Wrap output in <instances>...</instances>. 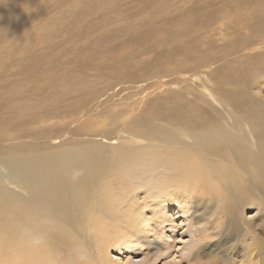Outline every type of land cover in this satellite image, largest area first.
<instances>
[{
  "label": "bare ground",
  "instance_id": "bare-ground-1",
  "mask_svg": "<svg viewBox=\"0 0 264 264\" xmlns=\"http://www.w3.org/2000/svg\"><path fill=\"white\" fill-rule=\"evenodd\" d=\"M97 1L84 0L83 5L93 8ZM253 1L235 4L234 13L247 11L234 21L240 29L225 32L228 19H218L212 35L199 32L194 39L190 34L156 43L161 44L155 45L160 60L168 63L196 48L219 46L221 51L213 53L218 61L261 44L264 4L256 2L253 10ZM219 9L210 20H199V28H207ZM8 35L0 30V41ZM213 74L211 92L222 99L220 109L197 87L192 98L155 96L128 117L108 108L98 114V123L94 117L88 120L94 132L103 133L60 141L50 139L62 119L124 89L108 92L104 84H86L82 95L67 92L46 103L40 92L33 93L35 84L17 83L11 89L0 83V264H94L93 252L104 253L116 244L127 249L148 236L152 229L145 213L150 207L166 209L178 220L189 213L198 243L217 236L221 246L234 233L243 248L237 264H258L252 261L255 256L264 264V237H257L242 215L245 208H254V215L261 216L257 226L264 230V96L250 92L253 76L241 74L233 63ZM118 79L128 76L123 72ZM20 100H35L41 107L29 110ZM37 238L41 243H33Z\"/></svg>",
  "mask_w": 264,
  "mask_h": 264
},
{
  "label": "rangeland",
  "instance_id": "rangeland-1",
  "mask_svg": "<svg viewBox=\"0 0 264 264\" xmlns=\"http://www.w3.org/2000/svg\"><path fill=\"white\" fill-rule=\"evenodd\" d=\"M83 1L0 0V30L10 33V39L0 41V67L4 64V69L0 70V83L6 82L1 87L14 89L17 83L35 84L33 93L36 95L40 92L42 101L46 103L52 97L67 92L78 91V95H82L81 89L86 84L96 88L104 84L110 87L108 92L119 87L124 89L109 101L97 103L93 100L79 107L67 121L61 120V129L56 130L50 140L94 139L96 134L103 133L94 132L93 129V123H98L97 116L102 111L115 107L123 110V115L128 117L145 108V103L155 96L162 95L161 98H165L169 94L181 93L184 97L192 98L197 87L212 99V106L220 109L222 99L217 97V93L211 92V85L216 79L213 73L227 62L233 63L241 74L249 71L254 82L250 92L264 96V42L256 47L255 44L249 45L218 61H213V53L221 51L219 46L196 48L194 52L168 63L160 60V49L156 48L161 46L156 43L172 41L176 37L182 39L193 34L194 39L199 32L212 35L218 19H228L229 25L225 32L240 29L241 26L235 25L234 21L247 11L238 9L241 13H234L235 4L244 7L243 3L252 0H98L93 8H86ZM256 2L264 4V0H254L251 9H255ZM217 5L222 10H218L216 19L213 18L207 28H199L197 22L201 19L210 20ZM81 8L83 10L79 13ZM133 36L140 38L141 42L135 43ZM184 62L191 65L181 66ZM96 68L104 73L102 77L96 75ZM159 70L161 73L158 74ZM123 72L128 79L115 80ZM164 79L175 81L170 85ZM34 101L20 100L17 103L29 110L40 108L41 104ZM147 106L155 105L149 102ZM81 108L90 110L85 113ZM92 117L93 123H88ZM77 127L79 131L76 133L79 134L58 136L63 131H75ZM151 211L150 207L145 213L152 229L148 236H143L139 242L129 243L130 248L127 249L116 244L104 253L96 252L97 255L93 252L92 262L237 264L236 260L242 257V242L237 241L236 234L225 238L221 246L217 236L198 243L193 231L194 219L189 213L178 220L166 209L155 208ZM162 214H165V218ZM254 214V208H245L242 212L243 218L254 225L257 237H264V230L257 226L261 216ZM212 244L215 245L209 250L208 245ZM259 260L258 256L252 257L253 262L260 264Z\"/></svg>",
  "mask_w": 264,
  "mask_h": 264
},
{
  "label": "clouds",
  "instance_id": "clouds-1",
  "mask_svg": "<svg viewBox=\"0 0 264 264\" xmlns=\"http://www.w3.org/2000/svg\"><path fill=\"white\" fill-rule=\"evenodd\" d=\"M33 243L39 244V243H41V240L37 238V239H35V240L33 241Z\"/></svg>",
  "mask_w": 264,
  "mask_h": 264
}]
</instances>
